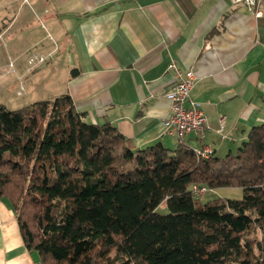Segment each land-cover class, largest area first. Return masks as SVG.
Here are the masks:
<instances>
[{
  "label": "trees",
  "instance_id": "obj_1",
  "mask_svg": "<svg viewBox=\"0 0 264 264\" xmlns=\"http://www.w3.org/2000/svg\"><path fill=\"white\" fill-rule=\"evenodd\" d=\"M83 116L68 92L0 103V197L42 264H264V122L203 156ZM195 184L243 193L202 201Z\"/></svg>",
  "mask_w": 264,
  "mask_h": 264
},
{
  "label": "crops",
  "instance_id": "obj_2",
  "mask_svg": "<svg viewBox=\"0 0 264 264\" xmlns=\"http://www.w3.org/2000/svg\"><path fill=\"white\" fill-rule=\"evenodd\" d=\"M172 62L195 71L205 139L165 129ZM19 81L27 105L68 92L86 121L110 122L137 147L183 142L224 156L264 122V13L231 0H0L1 88ZM0 264H41L4 197Z\"/></svg>",
  "mask_w": 264,
  "mask_h": 264
},
{
  "label": "built area",
  "instance_id": "obj_3",
  "mask_svg": "<svg viewBox=\"0 0 264 264\" xmlns=\"http://www.w3.org/2000/svg\"><path fill=\"white\" fill-rule=\"evenodd\" d=\"M231 2L234 5H245L257 16L264 13V0H231ZM169 67L174 70V77L172 88L166 92V96L171 101V111L164 120L165 129L169 133H175L179 140H183L191 133L200 139H205L209 130L207 116L201 103L191 97V90L196 81L195 71L193 68L183 70L174 62ZM196 151L203 156L212 153L209 148L196 149ZM207 188L204 184H195L193 186L194 195L200 197Z\"/></svg>",
  "mask_w": 264,
  "mask_h": 264
},
{
  "label": "rangeland",
  "instance_id": "obj_4",
  "mask_svg": "<svg viewBox=\"0 0 264 264\" xmlns=\"http://www.w3.org/2000/svg\"><path fill=\"white\" fill-rule=\"evenodd\" d=\"M12 65V63H10ZM19 87L18 89L15 90V86L16 85H13L12 86H8L7 88H5V86H3L1 88V84H0V103H4L6 106H8L9 108H20V107H23L26 104V100L27 99H22L19 95H22L24 93V84H23V81H19ZM8 89L9 92L11 91V93H15L17 95V97L19 96V101L18 103H11L9 101V98H8V91L6 90ZM21 91V92H19ZM25 97V96H24ZM52 99V98H50ZM35 100V99H34ZM33 102V101H32ZM30 104V103H28ZM207 186V185H206ZM208 187V186H207ZM242 189L240 187H220V188H214V190L210 187H208V189L202 194L200 195V199L202 201H206L210 198H213V197H217V196H231V197H241L242 196ZM158 211L161 212V213H167L168 212V208L166 206V204H162L158 207Z\"/></svg>",
  "mask_w": 264,
  "mask_h": 264
}]
</instances>
